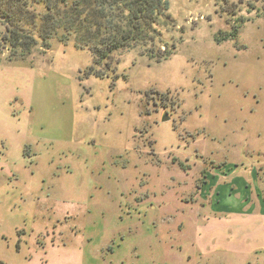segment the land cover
Returning a JSON list of instances; mask_svg holds the SVG:
<instances>
[{
	"label": "rangeland",
	"instance_id": "1",
	"mask_svg": "<svg viewBox=\"0 0 264 264\" xmlns=\"http://www.w3.org/2000/svg\"><path fill=\"white\" fill-rule=\"evenodd\" d=\"M169 16L167 61L121 52L101 78L71 41L11 62L0 40V264L256 263L213 212L264 198V0H169Z\"/></svg>",
	"mask_w": 264,
	"mask_h": 264
},
{
	"label": "trees",
	"instance_id": "2",
	"mask_svg": "<svg viewBox=\"0 0 264 264\" xmlns=\"http://www.w3.org/2000/svg\"><path fill=\"white\" fill-rule=\"evenodd\" d=\"M170 21L169 0H0V40L9 61L28 57L38 41L43 50L49 49L51 39L64 46L71 41L92 58L84 78L103 77L113 56L121 52L137 50L156 65L167 61L176 44L164 42L161 29ZM231 21L228 33L215 36L216 45L235 40L250 20L239 16Z\"/></svg>",
	"mask_w": 264,
	"mask_h": 264
},
{
	"label": "crops",
	"instance_id": "3",
	"mask_svg": "<svg viewBox=\"0 0 264 264\" xmlns=\"http://www.w3.org/2000/svg\"><path fill=\"white\" fill-rule=\"evenodd\" d=\"M252 173V180H253V170L250 172ZM242 176L238 173V170H234L231 174L225 175L222 181H225V183L229 182V185H234L235 181L241 180ZM246 180H242L241 185L243 188L246 189ZM249 188V187H248ZM214 190V193L212 197L215 195V192L217 191V188H212ZM212 189L209 188L211 191ZM232 189V188H231ZM232 191V190H231ZM236 194L239 193V190L237 188ZM249 194H244V196L241 197L240 200H236L238 208L231 209H223L220 212L214 211L213 213L223 214L225 215L223 219H229L230 220V229L232 231L225 233V238L229 241L233 242H239L247 237V240H249L252 243H255L256 248L248 247L249 252L251 253L249 256V259H256L255 264H264V198L255 193V198L250 199V188L248 189ZM211 206V203L209 204ZM231 214L235 217L228 218L227 216ZM252 214V215H251ZM245 215H251L255 218L252 226H247V231L241 230L240 223H241V217ZM233 219V220H232ZM236 219V221H235ZM261 228V229H260ZM248 235V236H246ZM246 236V237H244ZM244 237V238H243ZM252 257V258H251ZM248 260V257H247Z\"/></svg>",
	"mask_w": 264,
	"mask_h": 264
},
{
	"label": "water",
	"instance_id": "4",
	"mask_svg": "<svg viewBox=\"0 0 264 264\" xmlns=\"http://www.w3.org/2000/svg\"><path fill=\"white\" fill-rule=\"evenodd\" d=\"M162 121H163V122H166V121H168V118L163 117V118H162ZM188 159H189V160H192V157L190 156V157H188Z\"/></svg>",
	"mask_w": 264,
	"mask_h": 264
}]
</instances>
